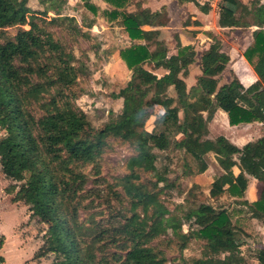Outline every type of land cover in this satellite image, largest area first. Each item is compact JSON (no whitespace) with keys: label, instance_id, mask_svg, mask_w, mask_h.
Wrapping results in <instances>:
<instances>
[{"label":"trees","instance_id":"16d2710c","mask_svg":"<svg viewBox=\"0 0 264 264\" xmlns=\"http://www.w3.org/2000/svg\"><path fill=\"white\" fill-rule=\"evenodd\" d=\"M42 1L43 9L35 11L29 0H0V128L5 131L0 165L6 178L20 183L18 200L28 206L30 217L48 226L37 256L56 254V264H168L163 245H174L182 255L198 239L202 251L193 264H245L240 241L262 240L258 231L246 233L245 228L253 219L264 225V135L240 147L224 135L209 137V122L221 109L231 125L264 126V4H218L219 25L258 27L243 53L258 80L248 87L238 79L220 84L231 57L210 32L215 42L202 52L201 74L188 89L185 78L197 52L176 34L177 52L172 53L161 38L159 27L168 23L166 7L127 10L128 0H104L132 41L119 50L132 77L120 111H111L98 130L69 92L84 65L76 64L75 54L54 32L38 26L74 21L63 14L69 2ZM86 6L97 11L88 1ZM27 24L31 28L21 27ZM12 26L19 27L15 34L4 29ZM153 115L149 130L146 123ZM117 143L129 145L132 155L126 160L128 173L110 182L102 172L104 155ZM157 151L183 153L189 160L184 163L187 176L205 173L207 156L214 154L222 172L206 201L199 202L194 189L201 185L195 183L180 204L189 207L182 216L163 204L156 188L168 182L169 168L157 166ZM150 170L156 171L153 187L142 181ZM250 177L258 180L254 202L246 199ZM3 243L0 236V247ZM251 257L264 264V246L252 249Z\"/></svg>","mask_w":264,"mask_h":264},{"label":"rangeland","instance_id":"374dc122","mask_svg":"<svg viewBox=\"0 0 264 264\" xmlns=\"http://www.w3.org/2000/svg\"><path fill=\"white\" fill-rule=\"evenodd\" d=\"M42 0H29V6L35 10L40 11L43 9ZM90 2L93 6L97 7V11H93L86 6V2ZM163 0H150L151 5H159ZM46 2V1H44ZM69 4L64 6L63 14L74 18V21H67L57 24H46L39 22V29H46L55 33V37L70 51H72L76 58V64H83L84 71L80 73L77 82L70 86L69 92L74 95L77 106L81 107L88 115L91 124L98 130L102 129L109 119L111 111L119 112L122 105V96L128 81L132 77V71L128 69L125 62L119 55V50L123 47L129 46L132 41L121 27L119 20L112 19L109 12L113 10V6L109 5L104 0H68ZM220 0H213L207 3L205 10L209 15V24H213V9L218 12ZM147 0H128L127 10H135L138 5L145 6ZM192 7H203L199 0H194ZM175 6V5H173ZM176 15L174 21L168 23L161 29V38L165 39L172 53L177 52V36L180 30L187 34H191L186 27H194V21L191 15L186 17L178 16V11L175 10ZM49 16H54L50 13ZM215 23V22H214ZM197 25V24H196ZM26 29L31 28L29 24L21 26ZM184 27V28H183ZM217 29H207L205 34L210 36V32L215 34L222 41V48L230 54L231 60L227 68L220 73V84L228 83L234 79L240 81L238 72L243 71L245 74L249 70L247 65L245 67L242 63V53L247 46L252 42L253 36L252 27H238L235 25L221 26L217 23ZM17 26L4 28L10 34H15L18 31ZM150 28V27H148ZM147 28V29H148ZM214 28V27H213ZM192 35V34H191ZM190 35V36H191ZM211 37V36H210ZM202 38V37H201ZM201 38H187L184 36L186 44L193 43L197 52V60L193 63L190 69V74L186 78L188 89L197 84V78L201 74L200 57L205 50L207 44H201ZM212 42L213 43V37ZM181 39V38H180ZM183 41V42H184ZM184 42V43H185ZM195 42V43H194ZM148 69H152V65L147 63ZM163 73V70H157ZM249 74H246L248 76ZM246 76L244 78H246ZM241 82V81H240ZM245 83L246 80L244 81ZM242 84H244L242 82ZM245 86V85H244ZM170 94L175 95V91L171 88ZM155 115L150 117L146 123V127L152 130L154 127ZM227 122L222 117H219L216 125H212L210 131L211 137H216L219 133L227 134L235 144L241 146L247 140L258 137V128L250 127L244 129L238 127L231 129ZM255 126V125H254ZM5 131L0 128V136ZM183 136L180 135L179 138ZM159 158L157 166L163 171L169 168L167 173L168 182L159 183L156 190H160V199L165 206H167L174 215L182 216L188 210L187 207L180 208V204L184 203L186 197L190 196V191L193 184L199 182L201 186L194 189L197 193L198 199L205 200V194L210 192L211 184L215 176L222 172L221 167L217 163L215 156L210 154L207 156L209 163L208 170L200 175L187 176L185 174L184 163L189 161L185 155L179 151L162 152L157 151ZM132 155V150L129 145L115 144L114 148L104 155L103 176L110 182H114L115 178L124 176L128 173L126 167V160ZM238 174V170H236ZM155 170H150L142 175V181L153 187L157 182ZM19 182L7 179L0 165V195H9L8 191H12L10 196L12 202L17 203L19 194ZM94 184L90 181L88 187H93ZM105 188V185L101 186ZM119 190L122 191L121 188ZM105 192H110L109 188ZM3 203H6L4 197H1ZM211 201V200H210ZM1 204V203H0ZM22 204V203H21ZM29 210V209H28ZM30 212V211H29ZM20 214L13 210L1 209L0 210V229H4L5 234L11 237L7 245L6 257L8 264H56L57 255L49 254L46 257L39 258L37 252L43 244L44 235L48 232V226L40 223L38 219L32 218L22 221L17 230H21L23 241L21 247L25 250L22 252L19 248V243L14 236L16 223L19 221ZM251 221L247 220V227L245 232L248 233L251 229ZM257 224H254L256 227ZM197 227L194 225V228ZM183 229L187 231L189 224H185ZM165 237V236H164ZM162 237V238H164ZM248 240L244 238L241 243L242 255L247 259V263L253 260L251 257L252 248L254 244H249ZM159 241L153 242L157 244ZM202 241L192 239L188 248L184 250L181 255L175 250V246L168 247L163 245L162 248L166 250L169 259L168 264H193L194 259L199 258L202 251ZM175 250V251H174ZM8 252V253H7ZM7 264V263H6ZM256 264V263H252Z\"/></svg>","mask_w":264,"mask_h":264},{"label":"crops","instance_id":"0c3cea01","mask_svg":"<svg viewBox=\"0 0 264 264\" xmlns=\"http://www.w3.org/2000/svg\"><path fill=\"white\" fill-rule=\"evenodd\" d=\"M193 1H185V2L182 3L179 0H163L161 3H159V5H156V4L151 5L150 0H147V3H145V6L144 7H149L153 11L160 10L162 7H166L167 17H168V23H171L172 21H174V18L176 16L174 14L175 10L178 11V16L179 17H181L182 15H185L186 17H188L189 15H191L192 20L194 21V23L197 24V25L194 24V26L197 27V28H194V27L192 28V27H190L188 25V27H186V28L188 29V31H191L190 33L192 35L185 33L183 30H180L178 32V37H179V39L181 38L180 41H181V43L183 45H190V44L191 45H194L193 43L186 44V42L184 41V36L187 37V38H192L193 37L195 39H198V38H201L202 37L201 38L202 39L201 40L202 41L201 44H207L208 45L205 48V50H206L207 48H209L211 46L210 42H212V38L210 36L206 35L205 34V31H207V29L210 30V29H215V28L217 29L218 28L217 27V23H218V19H219V14H218V12L215 9H213V20L214 21H213V24L210 25L208 23L209 22V15L210 14L205 10V8H207V3H209L210 1H213V0H199V2L201 4H204V8L203 7H192L191 5L193 4L192 3ZM241 1H243L244 3H249L251 0H241ZM260 1H261V3L264 4V0H260ZM173 5H175V6H173ZM168 23H167V25H168ZM165 26H163V27H165ZM148 27L149 26H146L145 28H148ZM257 28H258L257 26H252V34H253V31L256 30ZM214 42H215V40L213 38V43ZM244 51H243V53H244ZM243 53H242V63L244 64L243 65L244 67H245V65H247V67L249 68V70L246 73V74H249V75L246 76V74L243 71H240V72H238V76L240 77L241 83L243 82L244 83L243 85H245L246 87H248L252 83H254L255 81L258 80V76L256 75V73L254 72L253 68L248 63V61L246 60V58L244 57ZM196 59H197V57H196ZM200 59H201V57H200ZM245 76H246V78H244ZM186 78H185V80H186ZM245 80H246L247 83L244 82ZM222 116L225 119V121L227 122V126H225V127L227 128L229 126L230 127V130L231 129L238 128V127H243L244 129H248L250 127H257L258 128V132H259L258 133V137L253 138V139H250V140L257 139V138H259V137H261V136L264 135V126L262 125V123L255 122V123H249V124L231 125L229 123L228 115L223 110H221V109H219V110L216 111V113L214 114L212 120L209 122V131H212V125L213 126L216 125V123L218 122L219 117H222ZM219 135H224L229 140L231 139L225 133L224 134L223 133H219ZM219 135H217V136H219ZM209 137H211L210 134H209ZM211 138H214V137H211ZM250 140H247L246 142H248ZM231 141H233V140H231ZM246 142H244L243 145ZM243 145H241V146H243ZM236 170H238V173H239L240 170L238 168H235L234 169L235 174H237ZM198 184H199V182H198ZM11 192L12 191H8L9 195H5V196H1L0 195V203H1L0 204V210L1 209H8V210H13L15 212H18L20 214L19 221L16 223V227H15V231H14V236L16 237L17 242L19 243L20 250L22 252H25V250L21 247L22 242H24L23 241L22 234L20 232L21 230L18 231L17 230V227L20 226V224L22 223V221H26L27 219H32V218L30 217L31 214H30V212L28 210V206L26 204H24L22 201H19L17 203H14V202L11 201L12 198L15 197L13 195L10 196V193ZM9 196L12 197V198L9 199ZM258 196H259V192H258V180L256 178H254V177H250L249 184H248V187H247V190H246V199H248L250 202H254V201H257L258 200ZM1 197H4L3 199H5V201L6 200H8V201L6 203H3L2 201H4V200H2ZM250 223L251 224H249V225H251V229H250L249 232H251L252 230L255 229L256 231H258L261 234L262 240H261L260 243H257V242L255 243V242H252L251 240H248L250 242L249 244H251V243L254 244L255 245L254 248L264 246V225H263V223L256 222L255 219H253ZM254 224H257L256 227L254 226ZM3 230L0 229V236H3L4 237V243L0 247V257H2V260H0V261H1V264H6V263L8 264V261H7L8 259L6 257V255H7L6 254V250H7V245L9 244V242L11 240V237H9V235L5 234V232ZM254 248H252V249H254ZM25 255H26V252H25ZM246 263H247V261H246ZM252 263L260 264L259 261L257 260V258H255V257H253V260H251L249 262V264H252Z\"/></svg>","mask_w":264,"mask_h":264},{"label":"built area","instance_id":"2783aa9c","mask_svg":"<svg viewBox=\"0 0 264 264\" xmlns=\"http://www.w3.org/2000/svg\"><path fill=\"white\" fill-rule=\"evenodd\" d=\"M0 264H1V261H0Z\"/></svg>","mask_w":264,"mask_h":264}]
</instances>
